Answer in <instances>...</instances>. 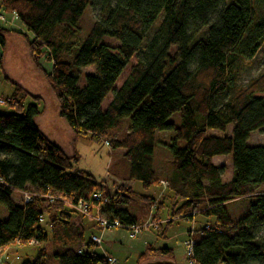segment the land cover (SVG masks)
I'll return each instance as SVG.
<instances>
[{"label": "trees", "instance_id": "16d2710c", "mask_svg": "<svg viewBox=\"0 0 264 264\" xmlns=\"http://www.w3.org/2000/svg\"><path fill=\"white\" fill-rule=\"evenodd\" d=\"M0 7L14 12L31 35L0 27V47L12 33L24 36L56 99L58 117L75 135L123 150L128 182L135 180L145 189L160 185L152 163L156 133H174L167 146L171 174L165 180L174 203L164 224L177 219L197 223L198 217L212 221L188 232L193 246L187 262L264 264V145H246L249 135L264 127V73L246 86L237 85L264 40V0H0ZM87 8L96 11V19L79 42ZM86 67L95 73L85 75L79 87L80 70ZM4 79L14 87L7 100L14 113L0 114V208L5 213L0 210V248L34 240L44 247L19 264H106L110 255L95 252L91 240L96 236L92 231L101 228L74 208L79 202L90 213L98 206L106 220L119 222V229L130 234L131 227L144 226L152 208V221L161 225L162 203L139 196L144 201L137 208L131 187L112 192L91 174L73 172L76 157L34 122L42 114L41 98ZM22 97L31 102L24 106ZM176 113L179 126L169 122ZM125 120L127 131L115 138ZM230 125L231 136L208 134H223ZM222 156L232 157L233 174L225 183L221 169L212 164ZM24 192L31 195L27 203ZM97 194L106 202L95 200ZM241 200H249L248 209L231 217L227 206ZM147 251L141 262L172 259L168 247Z\"/></svg>", "mask_w": 264, "mask_h": 264}, {"label": "rangeland", "instance_id": "374dc122", "mask_svg": "<svg viewBox=\"0 0 264 264\" xmlns=\"http://www.w3.org/2000/svg\"><path fill=\"white\" fill-rule=\"evenodd\" d=\"M96 19V11L92 8H87L86 13L83 16L81 23V42L85 35L88 33L90 27ZM22 33H26L28 37L31 35L21 28ZM15 34V33H14ZM104 42L115 46V42L104 39ZM39 64L45 70H50L49 63L44 60H39ZM135 64V58L132 59L130 65L123 72L122 76L115 85V89H118L122 84L125 77L128 75L130 68ZM2 69V70H1ZM0 69V100H8L12 98L14 93V87L4 79V76H8L12 81L19 84L24 90L33 96L41 98L39 108L42 114L34 118V122L37 124L41 132L54 143L61 146V149L70 157H76V163H73V172L83 171L91 174L97 182H105L110 191H116L123 187H131L135 192L134 198L135 206L140 208L141 202L139 196H149L153 199V203L157 205L162 203L163 207L158 211L161 222L158 227L157 222L152 221V216L155 214V210L152 208L149 216L145 219L146 227L141 229L134 237H130V230H124L119 228H112L106 230H93L92 233L101 238V244L98 247H94L95 252L100 254H106L114 257L118 264H142L141 256L146 254L148 257V247L154 249L168 247L172 249V260L174 264H188L186 260L185 248L183 246L184 241L187 239L188 232H194L199 225L204 223H210L211 220H207L202 217L196 218L197 223H193L187 220L177 219L172 224L165 226L166 219L171 212L174 198L167 192V189H163L161 185L151 186L149 189H145L142 185L133 180L127 181L129 178V162L124 159L123 150H112L105 145V140L92 141L88 137L75 135L66 122L59 118L57 115V102L49 90L46 84L43 74L38 70L27 50V44L24 36L13 35L12 38L6 40V47L4 49V56L2 60V68ZM81 76L78 81V86L82 87L84 84V76L87 74H94V68L86 67L80 70ZM264 73V40L254 55L249 60L245 67H243L237 81V85L242 87L246 86L252 79L258 75ZM264 96V95H263ZM21 98V96L19 97ZM109 95L102 105V109L110 101ZM22 103L24 106L31 102L30 98L22 97ZM225 100H220L219 104ZM14 109L9 104H0V114H12ZM169 122L179 126L180 117L179 114H174L170 117ZM128 129V121L123 122V129L116 133L114 137H121ZM233 126H228L225 133L221 134L217 131H209V135L215 136H231ZM174 133L172 131L157 132L156 143L154 148L153 157V169L161 176V180L165 182L171 174V156L168 152L167 146L172 144ZM109 141V140H108ZM246 145L249 147L263 146L264 145V127L258 131L251 133L248 137ZM179 146H183V143H179ZM212 164L215 167L221 169L220 179L222 183L228 182L233 174L232 169V157L222 156L216 157L212 160ZM20 195L15 193L12 199L17 202ZM249 200H241L227 206L228 212L231 217H241L245 210L248 209ZM134 207V206H133ZM2 211V216L5 217V213ZM137 214H141V210H137ZM239 215V216H238ZM87 222L89 221L85 218ZM89 234V233H88ZM162 234V236H161ZM41 245L30 246H17L10 244L5 254L8 256V264H19L23 260H31L35 258L36 252L39 248H43ZM50 243L45 245L47 251H50ZM147 260V259H145ZM144 260V261H145ZM141 262V263H140Z\"/></svg>", "mask_w": 264, "mask_h": 264}, {"label": "built area", "instance_id": "2783aa9c", "mask_svg": "<svg viewBox=\"0 0 264 264\" xmlns=\"http://www.w3.org/2000/svg\"><path fill=\"white\" fill-rule=\"evenodd\" d=\"M0 27L7 28V29H13L17 31H21V28H22L17 15L14 12H7L1 7H0ZM5 103H7V100L6 101L2 99L0 100V104H5ZM105 145L109 146L107 142H105ZM160 185L163 187V189L167 187V183L163 181L160 182ZM21 194L23 197V201L25 203H27L31 199V195L29 193L24 192ZM93 197L95 200H100V201L102 200V202H106V199H102L100 194L94 195ZM74 208L84 217H87L88 219H91L92 221L96 222L98 226L101 228V230L103 231L106 229L120 228L121 226L119 222L117 221L109 222L108 220H106L100 214L98 206L95 207L92 213L88 211L89 209L88 205L83 204L82 202H79ZM145 227L146 225L141 226V227L139 226L131 227L130 229L132 230V233L130 234V237H134L137 233H139L141 229ZM91 240L95 245L100 246L101 244L100 237L93 236ZM14 244L17 246H20V243L18 241H16ZM36 244L37 243L34 240H30L27 245L30 246V245H36ZM183 246L185 248V254H186L185 256L189 257L191 255L193 241L190 239L189 240L186 239ZM5 252L6 250L0 248V264L7 263L9 260ZM106 264H118V263L114 257L106 256ZM188 264H194V263L190 261L188 262Z\"/></svg>", "mask_w": 264, "mask_h": 264}, {"label": "water", "instance_id": "95a60500", "mask_svg": "<svg viewBox=\"0 0 264 264\" xmlns=\"http://www.w3.org/2000/svg\"><path fill=\"white\" fill-rule=\"evenodd\" d=\"M142 264H174V261L172 259L154 257L143 261Z\"/></svg>", "mask_w": 264, "mask_h": 264}, {"label": "crops", "instance_id": "0c3cea01", "mask_svg": "<svg viewBox=\"0 0 264 264\" xmlns=\"http://www.w3.org/2000/svg\"><path fill=\"white\" fill-rule=\"evenodd\" d=\"M13 35H18V34H14V33H12V34H10L9 36H7V38H6V40L9 38H12V36ZM5 47H6V43H5V46H4V48H1L0 47V62H1V66H2V60H3V56H4V49H5ZM14 94V93H13ZM47 137V136H46ZM48 138V137H47ZM49 139V138H48ZM51 141V140H50ZM52 142V141H51ZM54 143V142H53ZM54 144H56V145H58L57 143H54ZM59 146V145H58ZM60 148H61V146H59Z\"/></svg>", "mask_w": 264, "mask_h": 264}]
</instances>
